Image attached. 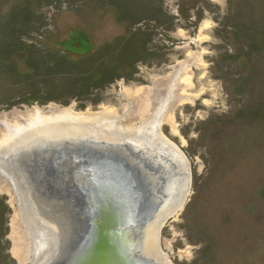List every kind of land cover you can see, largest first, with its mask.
Masks as SVG:
<instances>
[{
	"label": "rangeland",
	"instance_id": "rangeland-1",
	"mask_svg": "<svg viewBox=\"0 0 264 264\" xmlns=\"http://www.w3.org/2000/svg\"><path fill=\"white\" fill-rule=\"evenodd\" d=\"M61 121L140 128L180 151L187 193L157 230L165 264H264V0H0V152ZM1 171L0 264H33Z\"/></svg>",
	"mask_w": 264,
	"mask_h": 264
},
{
	"label": "water",
	"instance_id": "water-1",
	"mask_svg": "<svg viewBox=\"0 0 264 264\" xmlns=\"http://www.w3.org/2000/svg\"><path fill=\"white\" fill-rule=\"evenodd\" d=\"M118 142L88 137L50 140L28 147L24 143L6 154V163L17 167L34 213L57 230L59 247L48 264H159L142 254L136 240L170 196L151 178L158 184L167 172L176 181L182 175L187 190V175L165 170L129 140ZM160 155L172 163L168 153ZM122 232L136 236V242L122 244Z\"/></svg>",
	"mask_w": 264,
	"mask_h": 264
},
{
	"label": "bare ground",
	"instance_id": "bare-ground-1",
	"mask_svg": "<svg viewBox=\"0 0 264 264\" xmlns=\"http://www.w3.org/2000/svg\"><path fill=\"white\" fill-rule=\"evenodd\" d=\"M34 116H39V115H34ZM60 117L61 119H66V120L69 119V120H75V121H80V122H87V119L85 120L83 117L76 116V114L70 115V116L68 115L66 116V114H64ZM39 118L41 117H34L32 121L33 122L40 121ZM53 118H54V115H53ZM58 118L59 117H57V119ZM47 119L49 118L47 117ZM98 120H95V121L99 122ZM107 120L108 118H106V121ZM43 121H45V119ZM102 123L107 124L105 121H103ZM109 123L110 122L108 121V124ZM92 126L94 125L89 124V123L75 124V123L68 122V121L54 122L51 125L42 124V125H35V126H26L25 128H23L21 133L19 132V134H17V139L13 140L12 144L7 145L6 147L4 146L5 152L4 153L0 152V167L2 166L4 169L6 167L5 170L13 178L11 179L14 182L15 189H16L15 191L17 192L18 201H19V211L22 214L21 216H22L23 223L28 231L26 235L28 236L31 242L32 252L34 253L35 259L33 261V264H48L51 261V258H55L58 247H59V243L57 240L58 237H57V233H56L57 230L55 226L52 223H48L44 220L41 221L40 218L36 215V213H34L32 207L30 206L28 196L25 193V190L22 187V184L19 182L20 178L17 172V167H13L12 165H8L6 163L8 159V157H6V154L16 150L17 146H20V145L22 146L25 143L23 147H28V146H34L37 144L48 142L50 140H65V139H73V138L76 139V138H85V137L93 138L100 142L111 141L114 143H119L118 141L129 140V142L137 145L136 148H139L138 146L142 147V154L145 157L149 158L150 160H153V162L156 161V163L158 162L159 164H164L165 170L167 171H170V169L175 170L177 174L181 173L180 170L183 171L181 162L182 161L184 162V157L181 155L180 151L173 144L163 139L164 137L162 135H159L158 133L156 134L163 141V143L164 144L167 143L166 146L164 145L165 148L159 147L161 144L160 143L157 144L156 142H154V140L157 141V139L156 137L153 136V132L149 134L145 130H140V128L130 130L128 131L129 133H125L127 136H122L124 133L116 132V131L115 133L113 131H110V129L106 130V129H103L102 127L96 128ZM100 128H102L103 130H101ZM139 138H141V140H139ZM4 143L2 144L4 145ZM144 143L149 144L151 147L158 146L162 151H164L165 153H168L171 156L170 160L174 165L172 163L171 165L169 161L165 160V157L161 156L160 153H154L149 150H145L146 146H144ZM0 147H1V142H0ZM5 163H6V166L4 167ZM168 173L169 172L165 174L164 180L161 183L159 182L158 184H157L156 178L154 179L151 178V181L153 180L152 184L154 186L163 185L164 192L167 194L170 193V196L160 206L157 214H155L150 219V221L146 223V225L143 228L142 234H140V236L136 238V236L132 234L122 232L120 236V241L122 244H125V243L133 244L136 242L134 238H136V240L138 239L139 240L138 247H140L142 254L145 257H148L151 260H154L159 264H165V261L164 259H162L163 257L161 256L159 247H158V238H157L158 227L160 223L163 221V219L166 218V216H168L172 212H175L179 203L183 199L185 195V191H186V182L180 179V177H183V176L179 175L180 176L179 180L176 181L175 176L174 175L169 176ZM25 206L28 209V213L25 212V209H26ZM68 223H69V219L66 220L67 226H68Z\"/></svg>",
	"mask_w": 264,
	"mask_h": 264
},
{
	"label": "flooded vegetation",
	"instance_id": "flooded-vegetation-1",
	"mask_svg": "<svg viewBox=\"0 0 264 264\" xmlns=\"http://www.w3.org/2000/svg\"><path fill=\"white\" fill-rule=\"evenodd\" d=\"M1 167H2V166H1ZM1 169H2V171L0 170L1 172H5V170H4V168H3V167H2Z\"/></svg>",
	"mask_w": 264,
	"mask_h": 264
}]
</instances>
